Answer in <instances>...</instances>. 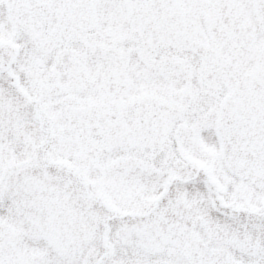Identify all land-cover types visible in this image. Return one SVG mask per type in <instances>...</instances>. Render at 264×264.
<instances>
[{
    "label": "snow or ice",
    "instance_id": "6c2138e0",
    "mask_svg": "<svg viewBox=\"0 0 264 264\" xmlns=\"http://www.w3.org/2000/svg\"><path fill=\"white\" fill-rule=\"evenodd\" d=\"M0 264H264V0H0Z\"/></svg>",
    "mask_w": 264,
    "mask_h": 264
}]
</instances>
